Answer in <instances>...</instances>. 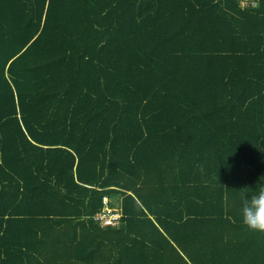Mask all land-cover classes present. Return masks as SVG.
Instances as JSON below:
<instances>
[{"label":"trees","instance_id":"1","mask_svg":"<svg viewBox=\"0 0 264 264\" xmlns=\"http://www.w3.org/2000/svg\"><path fill=\"white\" fill-rule=\"evenodd\" d=\"M260 182L264 0H0V264H264Z\"/></svg>","mask_w":264,"mask_h":264},{"label":"clouds","instance_id":"2","mask_svg":"<svg viewBox=\"0 0 264 264\" xmlns=\"http://www.w3.org/2000/svg\"><path fill=\"white\" fill-rule=\"evenodd\" d=\"M253 192L243 199L240 208L242 222L250 231L264 233V183L260 182Z\"/></svg>","mask_w":264,"mask_h":264},{"label":"built area","instance_id":"3","mask_svg":"<svg viewBox=\"0 0 264 264\" xmlns=\"http://www.w3.org/2000/svg\"><path fill=\"white\" fill-rule=\"evenodd\" d=\"M237 2L243 10L259 8V0H237ZM94 219L103 228H119L124 221L122 207L112 205L110 198L105 197L104 208Z\"/></svg>","mask_w":264,"mask_h":264}]
</instances>
